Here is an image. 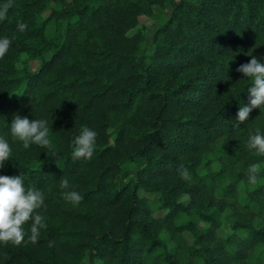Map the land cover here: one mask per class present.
<instances>
[{"label":"trees","instance_id":"trees-1","mask_svg":"<svg viewBox=\"0 0 264 264\" xmlns=\"http://www.w3.org/2000/svg\"><path fill=\"white\" fill-rule=\"evenodd\" d=\"M9 4L0 136L13 155L0 175L43 193L47 227L34 244H0V264H80L85 255L90 264H263L264 170L243 201L238 184L264 161L247 147L257 129L264 134V108L236 121L252 83L236 69L253 56L264 62V0H0V11ZM154 5L171 12L141 51L138 16ZM57 20L64 31L52 43L45 29ZM47 47L35 70L17 67L21 52ZM17 114L47 120L51 150L12 139ZM85 126L97 133L95 150L74 159ZM129 163L134 176L120 185ZM71 190L83 197L77 205L63 198Z\"/></svg>","mask_w":264,"mask_h":264},{"label":"clouds","instance_id":"clouds-1","mask_svg":"<svg viewBox=\"0 0 264 264\" xmlns=\"http://www.w3.org/2000/svg\"><path fill=\"white\" fill-rule=\"evenodd\" d=\"M8 6L0 11V20L6 18ZM27 25L18 24L19 31H24ZM12 41L8 37L0 38V59H3L11 47ZM237 72L242 73L245 78H250L252 83L247 87V105L240 106L236 121L239 124L245 123L253 109L264 108V62L253 56L248 63L240 65ZM10 133L14 141L22 142L23 148L28 149L31 145L48 148L51 150L52 144L49 138L50 128L47 120L29 119L26 116L14 115L10 122ZM97 133L83 127L80 134L73 141L74 159L91 160ZM249 150H256L264 155V134L257 129L247 142ZM12 147L7 138L0 136V169H3L12 158ZM58 166V165H57ZM261 171L260 165L249 166V183L255 185L257 177ZM181 176L187 178L186 169L181 170ZM60 187L69 189V181L61 180ZM63 198L74 204H79L83 197L74 190L62 193ZM46 207L44 195L36 188L25 187L23 176L0 175V244L20 246L26 242H38L40 230L47 227L46 218L40 213V209ZM26 225L29 226L26 229ZM27 237V241H26ZM49 246H52L50 243Z\"/></svg>","mask_w":264,"mask_h":264},{"label":"rangeland","instance_id":"rangeland-1","mask_svg":"<svg viewBox=\"0 0 264 264\" xmlns=\"http://www.w3.org/2000/svg\"><path fill=\"white\" fill-rule=\"evenodd\" d=\"M54 5H55V3L50 1L48 3V8L42 13V17L46 16L49 13L50 7H52ZM170 12H171L170 6L154 5L152 15L148 16V15L141 14L138 16V22H137L136 27L143 28V30L145 32L144 40L142 41V43L140 45L141 51H146V52L151 51V46L149 45V41L151 39L152 33L155 30V28L170 15ZM134 30H135V27L130 29L129 33L134 32ZM63 31H64V22H62L61 20L50 21V22H48V24L46 26L45 36H46L47 40H50L49 42H52V43L57 42L60 39V36L63 33ZM51 50H52L51 47H47L43 50L42 56H36V57L30 56L27 52H21L17 58L16 65H17V67L25 66L29 70H35L39 66L43 56H49ZM210 157L213 158L214 155H210ZM257 164L260 165V168L264 170V161L259 162ZM39 165H40L39 162L34 163V166H39ZM219 166H220V162L217 159H213V161L210 164V167H212L213 169H218ZM205 168L206 167H200L199 170L201 172H203L204 170H206ZM135 169H136L135 164H133V163L127 164L124 168L125 174L120 176L118 183L120 185H123L127 180L132 178L134 176ZM262 180H263V178H258L257 183L261 182ZM255 185L250 184V183L245 184L242 181L239 182V184H238V198H239V200H241V201L244 200V198L246 196V191H245L246 188H252ZM138 192L140 195L156 196V194L145 192L142 189H139ZM185 198H186L185 195L180 196V199H185ZM157 213H159V212H157ZM221 229H222L223 233H228L231 231V229L228 227L226 222H223ZM186 235H187V239L189 241H191L190 235L188 233H186ZM80 264H90L87 255H85L83 257Z\"/></svg>","mask_w":264,"mask_h":264}]
</instances>
